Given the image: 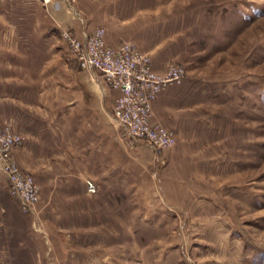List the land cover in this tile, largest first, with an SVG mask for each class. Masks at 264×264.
<instances>
[{
  "label": "rangeland",
  "instance_id": "rangeland-1",
  "mask_svg": "<svg viewBox=\"0 0 264 264\" xmlns=\"http://www.w3.org/2000/svg\"><path fill=\"white\" fill-rule=\"evenodd\" d=\"M56 2L85 13L87 32L105 29L107 44V21L116 20L123 41L138 50L162 43L168 66L184 67L183 82L165 89L172 105L156 115L152 106L151 122L175 140L158 151L131 143L112 120L113 97L109 119L98 103L73 97L83 88L76 79L88 72L63 33L81 37L51 18L43 29L54 2L2 0L1 34L12 45L10 55L1 52L12 64L0 66L4 97L26 87L24 69L28 89L42 92L35 104L69 110L57 119L27 115L36 123L28 131L39 128L30 140L33 151L42 148L41 161L27 172L14 159L38 187L33 213L20 208L0 174V264H264V0ZM69 22L79 23L71 15ZM135 27L138 45L128 40ZM50 122L52 131L40 129ZM69 140L76 157L63 154Z\"/></svg>",
  "mask_w": 264,
  "mask_h": 264
},
{
  "label": "built area",
  "instance_id": "built-area-1",
  "mask_svg": "<svg viewBox=\"0 0 264 264\" xmlns=\"http://www.w3.org/2000/svg\"><path fill=\"white\" fill-rule=\"evenodd\" d=\"M44 6L55 0H39ZM105 29L97 28L78 39L63 33L71 53L82 69L97 72L114 93L112 120L125 131L131 143H147L154 151L169 148L174 135L160 124H153L152 106L159 95L169 86L180 85L185 69L179 64H170L158 73L153 70L151 57L123 41L110 46L105 40ZM23 142V137L0 122V173L6 177L10 193L17 199L23 211L31 212L38 198L35 179L20 169L14 159V151ZM88 194L96 193L95 185L85 181Z\"/></svg>",
  "mask_w": 264,
  "mask_h": 264
},
{
  "label": "crops",
  "instance_id": "crops-1",
  "mask_svg": "<svg viewBox=\"0 0 264 264\" xmlns=\"http://www.w3.org/2000/svg\"><path fill=\"white\" fill-rule=\"evenodd\" d=\"M2 2V0H0V3ZM66 7V9H65ZM48 12V15L45 16L43 15V20H42V24L44 27L43 29H45L49 24H52V22L50 21V18L52 19L53 22L57 23V26H59V24H63L65 25H70V29H72L75 33H73L75 36L78 37H83L84 35L90 34L91 32H87V25L85 23H83L85 17V13L84 16L82 15L81 12L76 11L75 8H72L69 4L65 5L64 7L61 6L60 3L58 2H54L53 4H50L48 6H46L45 9ZM70 13V14H69ZM70 15L72 16V19L74 21L79 22L78 25L76 23H74L73 25H71V23L69 22L70 19ZM85 17V18H84ZM86 22V21H85ZM108 26H107V34H106V38L108 41V44H110V46H116L118 45L121 41L125 40V31H122L123 28V23H118L116 20L112 21V23H110V21H107ZM76 24V26H75ZM56 24H54L55 27ZM67 25V26H68ZM133 25H131V28H133ZM61 26V25H60ZM44 30L39 31L40 33H43ZM135 31V32H134ZM1 32H3L2 29H0V66H11V57L9 56H4L3 54H5V51H8V55L11 54V50H12V45H11V41L9 40V44H6V41L4 38H2V34ZM45 32V31H44ZM115 33V34H113ZM114 35V37L112 36ZM139 32H138V27H135L132 31H130V36L128 38V40L130 41H134L135 44L138 43L139 38H138ZM4 37V36H3ZM128 37V36H127ZM4 39V42H3ZM3 42V43H2ZM138 45V44H137ZM163 44L162 43H151V45L147 46V47H141L140 45H138L139 49L141 50V52L149 55L151 57V63H152V68L154 71L158 72V73H162L164 72L169 64L166 52H164L165 48H163ZM3 52V54L1 53ZM11 64V65H10ZM2 68V67H0ZM8 68V67H6ZM8 71V69H7ZM23 73L22 74L25 79H23L22 81H24V84L29 85L30 83H32V78L30 75H28L27 70L23 69ZM2 75L1 70H0V76ZM4 75V74H3ZM89 76V77H88ZM88 76L85 75L82 78L80 77L78 80L76 79V81H78L77 84H81L83 88L81 89H75V91H71V93L73 94V97H75L76 99H80L81 102H85L87 101L88 103H91L90 105H96L97 103L99 104V109L101 111V113H103L105 116V118L109 117L107 116L106 113V104L109 101V99L111 100V98L114 96V93L108 88V86L103 82V80L100 77V74L97 72H88ZM11 77L12 74H11ZM90 78V79H89ZM2 80V77H0V82ZM75 81V82H76ZM1 84V83H0ZM25 85V88H19L18 90H14V91H10L9 96L8 97H4V92H3V87L1 89V85H0V97L2 96V98H0V122L9 125L12 130L18 134H20L21 136H23L24 142L15 149L14 151V157L16 159V161H18V163L22 164V166L24 167V169L27 172H36V170L38 169V167L36 166V162H40L41 161V155L43 154V150L42 148H38L37 151L35 152V150H32V145H31V140L33 139V137L38 138L40 137V135L38 134V130L35 131L36 133H32L29 132L28 130H33V124L34 121H30V119L27 118V115L30 113L29 111H33V112H38L39 114H47V112H49L50 114H53V117L55 119L59 118L57 117V115H59V113H61L62 110H65L67 108H69V106H62L59 105L57 107H51L48 106V108L45 109V105L43 104H35V103H40L41 101L38 99V97L41 96L42 98V92H37L28 89V86ZM87 88H89V90H87ZM41 91V90H40ZM70 92V91H68ZM170 91L168 90H164L159 97L157 98V100L153 103V112L154 115H156L160 109L162 108L161 106L163 105H172V99H174L175 97L172 95L173 92L171 91V93H169ZM171 94V95H169ZM38 95V97H37ZM87 98V99H86ZM98 100V101H97ZM39 101V102H38ZM80 104H83L81 103ZM83 106V105H82ZM25 107V108H23ZM72 108V107H70ZM79 108H85V107H79ZM90 108V107H89ZM24 109L27 111V113H25ZM48 110V111H47ZM69 110V109H67ZM24 111V112H23ZM30 122V123H29ZM32 122V123H31ZM23 123V124H21ZM31 124L30 128L28 129V127L26 125ZM43 126V125H40ZM87 128L86 129H91V123H87L86 124ZM102 126V125H101ZM53 128V123H47L44 125V127L40 128L42 130H50L52 131ZM57 129V128H55ZM100 129H102L100 127ZM70 130V129H69ZM102 136V135H101ZM106 141V140H105ZM68 152L67 154H65L63 152V154L67 157L71 156H77V150L73 149V145L74 143L72 141H68ZM133 143H143L140 141H136ZM71 145V148L69 147ZM86 145V144H85ZM100 148H102L104 145H102V142H99L97 144ZM87 146H90L87 145ZM147 147L149 149H151L152 151H154L151 147H149L147 145ZM70 151V153H69ZM40 157V158H39ZM99 157L101 158V155H99ZM27 161H24V160ZM24 162H26V164H24ZM41 168H45L44 165H40ZM1 174V173H0ZM4 176V175H2ZM4 178L6 179V177L4 176ZM7 181V180H6ZM86 188V185H85ZM91 195V194H89ZM5 198H10V197H6ZM17 201V199H16ZM12 203V202H11ZM18 203V201H17ZM8 207L12 208V204L8 203ZM19 205V203H18ZM9 249L12 247L13 245V241L12 239L6 240L5 242H9ZM4 244V240L0 239V247L1 245ZM4 247V246H2Z\"/></svg>",
  "mask_w": 264,
  "mask_h": 264
}]
</instances>
